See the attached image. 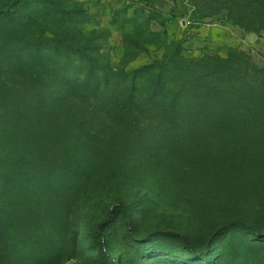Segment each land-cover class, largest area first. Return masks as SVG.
<instances>
[{
	"label": "rangeland",
	"instance_id": "1",
	"mask_svg": "<svg viewBox=\"0 0 264 264\" xmlns=\"http://www.w3.org/2000/svg\"><path fill=\"white\" fill-rule=\"evenodd\" d=\"M60 1L85 21L55 30L92 35L116 69L231 50L264 69L262 0ZM11 2L0 0V9ZM3 57L0 47V108L12 100L5 83H31L19 69L10 78ZM89 112L61 120L33 111L21 118L19 140L18 117L0 120V264H264L255 231L216 233L234 220L264 231V142L234 163L230 135L219 143L200 128L164 132L134 115ZM59 122L72 126L60 132ZM201 248L207 255L196 257Z\"/></svg>",
	"mask_w": 264,
	"mask_h": 264
},
{
	"label": "trees",
	"instance_id": "2",
	"mask_svg": "<svg viewBox=\"0 0 264 264\" xmlns=\"http://www.w3.org/2000/svg\"><path fill=\"white\" fill-rule=\"evenodd\" d=\"M262 6L264 9V0ZM84 15L60 0H12L6 9H0V47L5 58L1 67L5 65L10 78L19 69L26 80H31L18 89L3 85L5 95L12 100L1 102L0 120L18 117L13 124L15 139L23 134L22 116L29 117L33 111L42 119L58 116L61 120L102 111L106 115H134L164 132L190 129L197 135L196 129H204L219 143L230 135L234 163L251 160L246 153L251 143L263 147L264 69L254 66L242 51L231 50L225 58L176 60L165 55L162 60L127 72L110 65L92 35L77 39L70 28L61 33L55 30L78 19L84 22ZM236 23L258 32L251 23ZM33 94L36 99L28 100ZM16 97H26V102H15ZM59 123L62 125L57 124L55 129L60 132L72 126ZM120 209L131 230L128 212L122 206ZM104 227L100 226V235ZM235 227L251 229L264 237V231L258 232L241 220L225 223L216 233ZM207 251L201 248L195 256L205 257ZM238 263L245 264L241 260Z\"/></svg>",
	"mask_w": 264,
	"mask_h": 264
}]
</instances>
